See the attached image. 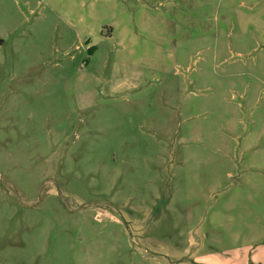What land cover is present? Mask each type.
<instances>
[{
  "label": "rangeland",
  "instance_id": "1",
  "mask_svg": "<svg viewBox=\"0 0 264 264\" xmlns=\"http://www.w3.org/2000/svg\"><path fill=\"white\" fill-rule=\"evenodd\" d=\"M0 264H264V0H0Z\"/></svg>",
  "mask_w": 264,
  "mask_h": 264
}]
</instances>
